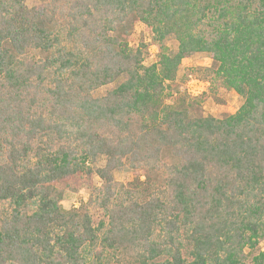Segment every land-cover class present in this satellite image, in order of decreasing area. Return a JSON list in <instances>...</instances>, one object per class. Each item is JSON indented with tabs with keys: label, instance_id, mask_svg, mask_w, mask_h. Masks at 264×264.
I'll list each match as a JSON object with an SVG mask.
<instances>
[{
	"label": "trees",
	"instance_id": "1",
	"mask_svg": "<svg viewBox=\"0 0 264 264\" xmlns=\"http://www.w3.org/2000/svg\"><path fill=\"white\" fill-rule=\"evenodd\" d=\"M137 23L151 66L127 36ZM197 54L244 100L234 114L168 103ZM100 157L95 221L54 187ZM262 243L264 0H0V264H264Z\"/></svg>",
	"mask_w": 264,
	"mask_h": 264
},
{
	"label": "rangeland",
	"instance_id": "2",
	"mask_svg": "<svg viewBox=\"0 0 264 264\" xmlns=\"http://www.w3.org/2000/svg\"><path fill=\"white\" fill-rule=\"evenodd\" d=\"M43 0H26V5L29 9L39 6ZM128 39L132 47L136 48L141 42L148 45L147 58L145 60L146 66L155 64L158 60L159 49L152 40L151 31L144 25L137 23L128 30ZM166 46L172 54L178 50V42L174 36L166 40ZM212 67V60L207 54H197L189 59L183 61L175 81L168 84L170 96L168 103L173 106H183V99L187 103L195 102L196 105L191 116L203 115L204 117L213 116L222 118L226 115L234 114L243 104L244 100L233 91H223L219 84H211V74L207 73L205 69ZM195 78L205 83L204 95L193 97L189 94L190 78ZM127 76L118 78L114 83L97 89L93 96L100 98L115 90L121 83L126 81ZM210 87L212 90H210ZM167 164H171L170 157L165 158ZM106 165V158L100 157L95 165L94 174L91 177H76L67 182L55 185V194L60 196L61 204L66 210L78 209L88 212L93 216L95 221L102 217V212L98 209L95 203V192L101 186V180L97 171L104 168ZM116 182L128 184L133 180L132 171L129 167L124 166L114 172ZM83 208V209H82ZM261 249L264 250V243L261 244Z\"/></svg>",
	"mask_w": 264,
	"mask_h": 264
},
{
	"label": "built area",
	"instance_id": "3",
	"mask_svg": "<svg viewBox=\"0 0 264 264\" xmlns=\"http://www.w3.org/2000/svg\"><path fill=\"white\" fill-rule=\"evenodd\" d=\"M190 80L191 81L189 82V94H191V96L193 97H198L202 95L205 91V83L192 77L190 78Z\"/></svg>",
	"mask_w": 264,
	"mask_h": 264
}]
</instances>
